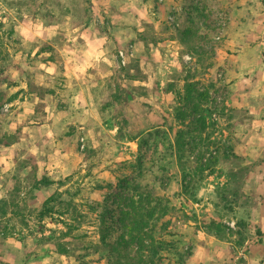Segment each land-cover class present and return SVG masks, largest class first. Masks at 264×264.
Here are the masks:
<instances>
[{
	"label": "rangeland",
	"instance_id": "rangeland-1",
	"mask_svg": "<svg viewBox=\"0 0 264 264\" xmlns=\"http://www.w3.org/2000/svg\"><path fill=\"white\" fill-rule=\"evenodd\" d=\"M139 155L160 264H264V0H0V264H108L97 185Z\"/></svg>",
	"mask_w": 264,
	"mask_h": 264
},
{
	"label": "trees",
	"instance_id": "trees-1",
	"mask_svg": "<svg viewBox=\"0 0 264 264\" xmlns=\"http://www.w3.org/2000/svg\"><path fill=\"white\" fill-rule=\"evenodd\" d=\"M200 13V16L196 17L208 18V15L204 14L203 11ZM180 35L188 47L205 40V35L201 34L193 21H190L186 27L180 30ZM199 97H206V93H199ZM182 99L191 101L190 90L185 92ZM192 107H197V104L194 103ZM196 122L200 124L196 127L200 133L204 130L205 123L202 118H197ZM181 134L182 130H178L176 133L174 152L176 163L181 169L183 178H185L187 174L184 171V160L182 159L185 144ZM7 137L8 143L17 140L13 134H8ZM147 143L145 142L146 146ZM142 159L144 156L139 155L135 162H117V165L111 168L114 173V182L97 185V188L103 191V199L100 202L96 201V206H93V209L101 208L99 212V242L107 251L106 261L108 264H160L155 242L147 228L149 220L157 214L161 197L155 196L151 189H148L156 188L155 186L143 181L145 169ZM36 182L48 185L53 181L44 175L36 179ZM55 194L50 193L43 200L40 209L41 217L54 213L55 206L52 202L55 200ZM152 202L154 203L152 204ZM161 212L163 214V210ZM68 235V230H61L58 239L51 242V249L61 254H68Z\"/></svg>",
	"mask_w": 264,
	"mask_h": 264
},
{
	"label": "crops",
	"instance_id": "crops-1",
	"mask_svg": "<svg viewBox=\"0 0 264 264\" xmlns=\"http://www.w3.org/2000/svg\"><path fill=\"white\" fill-rule=\"evenodd\" d=\"M237 84V80L236 81H234L233 83H232V85L234 86V85H236ZM237 89V88H236ZM238 94H240V95H246V96H248V94L249 95H251L252 94V91H250L249 93H248V91H240ZM246 103V102H245Z\"/></svg>",
	"mask_w": 264,
	"mask_h": 264
},
{
	"label": "built area",
	"instance_id": "built-area-1",
	"mask_svg": "<svg viewBox=\"0 0 264 264\" xmlns=\"http://www.w3.org/2000/svg\"><path fill=\"white\" fill-rule=\"evenodd\" d=\"M120 56L122 57V63H124V54L122 53V51H119Z\"/></svg>",
	"mask_w": 264,
	"mask_h": 264
}]
</instances>
